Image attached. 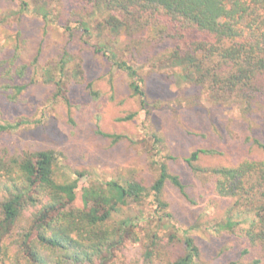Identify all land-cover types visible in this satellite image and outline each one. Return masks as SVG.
<instances>
[{"label":"rangeland","instance_id":"obj_1","mask_svg":"<svg viewBox=\"0 0 264 264\" xmlns=\"http://www.w3.org/2000/svg\"><path fill=\"white\" fill-rule=\"evenodd\" d=\"M25 1L28 8L21 10V0H0L3 55L11 58L16 54L17 62L27 65L17 82L31 83L14 102L0 95V121L23 122L0 131V143L12 150H55L59 159L56 181L83 172L80 193L85 186L100 187L112 179L148 184L160 163L185 185L186 195L166 183L163 198L171 216L165 225L153 216L155 206L149 197L138 205L121 207L114 217L132 219L129 233L104 262L95 264H160L156 256L152 260L145 257L155 233L163 237L173 234L178 239L193 237L200 249L196 264H251L255 253H243L247 244L236 228L221 226L231 201L213 191L212 178L206 172H192L184 159L196 149L216 150L217 154H204L198 161L200 167L211 168L234 164L245 156L264 155L256 142L264 143V121L250 116L252 122L257 119L250 127L233 105L212 100L204 89L175 76L179 69L162 59V50L145 45V39L155 37L154 30H147L143 43L135 44L124 30L113 38L101 25L103 14L90 13L91 9L70 0ZM41 10L46 12L44 18ZM81 17L90 27L86 34L77 24ZM103 42L118 59L128 60L138 70L145 105L132 94L127 73L95 50ZM65 51L71 58L63 82L66 95H50L55 89L50 75L59 78L58 63ZM76 63H81L99 92L96 97L71 76ZM130 114L133 116L125 119ZM28 216L13 227L8 238L15 251ZM174 243L165 246L168 254L178 249L180 242Z\"/></svg>","mask_w":264,"mask_h":264},{"label":"trees","instance_id":"obj_2","mask_svg":"<svg viewBox=\"0 0 264 264\" xmlns=\"http://www.w3.org/2000/svg\"><path fill=\"white\" fill-rule=\"evenodd\" d=\"M70 1L91 9L90 13L103 14L101 25L113 38L124 30L129 42L142 44L143 33L154 30L155 37L145 39L144 44L162 50V59L179 69L175 76L204 89L212 100L233 105L250 127L257 122V119L252 122L250 116L264 121V0ZM20 8H28V3L21 0ZM42 12L44 18L46 12ZM77 24L82 34L90 32L87 20L81 17ZM4 48L0 44V95L14 102L31 83L17 82L24 77L27 65L17 62L16 54L5 57ZM94 48L127 73L132 94L145 105L146 92L138 70L128 60L118 59L108 43ZM69 55L65 51L60 57L59 78L50 75L55 84L50 95H66L63 82L68 75ZM71 76L84 83L90 95H99L81 63L74 65ZM22 123L0 121V131L12 130ZM256 142L264 152V143ZM204 154L214 155L217 151L196 149L184 160L192 172H206L212 178L213 191L231 201L221 226L236 228L237 235L247 244L243 253H255L251 264H264V155L245 156L231 165L203 168L198 161ZM58 161V152L52 149L12 150L0 143V264L104 262L123 243L132 226L130 217L120 220L114 217L121 207L138 205L149 197L155 206L153 216L165 225L171 216L163 198L166 183L186 195L185 185L178 175L168 171L165 163L159 164L158 173L148 184L136 179L123 182L112 179L100 187L85 186L80 193L78 183L83 172L76 171L74 176L58 182L55 179ZM27 213V225L15 251L8 238ZM175 240L180 242L178 249L168 254L165 246L174 245ZM150 246L145 251L146 259L156 256L160 264H196L200 255L199 246L189 235L178 239L173 234L163 237L155 233Z\"/></svg>","mask_w":264,"mask_h":264}]
</instances>
